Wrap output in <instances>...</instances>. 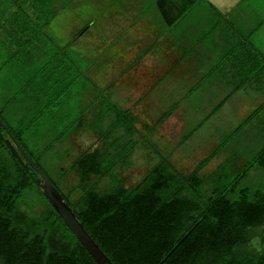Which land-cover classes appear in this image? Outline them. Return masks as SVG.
<instances>
[{"label":"trees","instance_id":"obj_1","mask_svg":"<svg viewBox=\"0 0 264 264\" xmlns=\"http://www.w3.org/2000/svg\"><path fill=\"white\" fill-rule=\"evenodd\" d=\"M55 1L20 0L12 12L13 26L8 27L4 37L6 58L16 59L21 72L17 94L32 93L29 96L32 101L24 109L26 123L35 121L38 126L27 129L25 125L31 132L52 127L46 125V120L53 121L58 111L52 101L62 97L68 102L74 79L66 76L72 70L81 72L61 52L58 57L62 60L61 75L44 61L34 67L32 74L23 76L24 68L28 71L47 55L52 39L46 28L55 13ZM196 4L195 0L188 8ZM215 28L213 25L211 29ZM222 45L223 55L213 66L231 69L232 79H201L188 89L189 94L203 83H206L204 87L215 86L216 82L231 83V92L252 83L264 86V56L246 35L237 33L233 37L226 33ZM225 98L214 104L204 119L216 112ZM175 104L168 107L158 122L171 114ZM99 111L112 116L104 128L102 123L95 124L101 147L81 153L72 167L81 182L91 177L107 180L103 187L91 184L71 200L69 193L47 172L40 151L32 148L33 142H27L23 130L4 121L0 108V121L4 124L0 127V264H96L44 196L33 165L59 191L111 264H264L263 252L239 250L247 243L250 229L264 226L262 123L257 125L255 136L244 137L241 127L250 121L249 115L229 132L222 142L228 143L236 136L233 153L209 176L200 170L211 154L187 174L177 172L168 161L160 159L138 183L126 187L118 169L130 163L137 135L135 117L114 103H109L108 110L102 106ZM62 116L66 117V112ZM56 120L55 123L60 122V118ZM70 128L52 132L54 135L43 150L53 148V142L62 141ZM10 135L30 161L19 159L6 145L5 140L11 141ZM238 155L244 157L241 164ZM37 199L44 209L30 215ZM23 204H27L25 209H21ZM260 240L264 243V229Z\"/></svg>","mask_w":264,"mask_h":264},{"label":"rangeland","instance_id":"obj_2","mask_svg":"<svg viewBox=\"0 0 264 264\" xmlns=\"http://www.w3.org/2000/svg\"><path fill=\"white\" fill-rule=\"evenodd\" d=\"M19 3L20 0H0L2 117L8 125L21 129V132L23 130L29 144L33 142L30 145L40 151L39 156L48 168L47 172L64 192L69 193L71 200L79 197L93 183L99 187L106 183V177H91L81 182L72 162L81 153L101 147L99 128L95 124L102 123L103 128L108 126L112 116L99 110L102 106L108 110L109 103L129 110L135 117L137 135L130 163L128 167L118 169L126 187L138 183L160 159L168 161L177 172L187 174L202 158L211 154L208 163L200 170L203 175L209 176L220 162L233 153L231 148L236 145V136L228 143L222 142L232 129L249 115L250 121L241 127L244 137L255 136L258 123H262L264 128L262 84H258L256 90L248 88L228 92L229 88L226 85L222 87L220 83L218 90L225 94L228 92L227 99L214 115L204 119L222 95L217 96L219 93L216 92H213L214 96L211 92L200 95L199 90L197 94L192 91L187 96V88L197 79L168 77L172 74H166V69L172 72L171 63L178 56L173 55L166 39L159 44L155 40L153 47L148 46L152 42L150 26L146 18L142 21L139 19L144 11L156 10L158 3L166 6L167 0H56L53 6L55 13L46 28L52 39L46 49L47 55L38 59L28 71L24 68L23 76L32 74L34 67L41 66L44 61L47 67H55V72L61 75L59 65L62 60L58 58L61 52H65L69 57L66 61L81 72L79 74L72 70L66 76L74 79L68 102L62 97H55L52 101L56 106L54 109L58 110L55 118H60L59 124L55 123V118L52 121L46 117V125L52 126V129H37L38 132L27 130L34 125L38 127L35 121L27 124L24 120V109L29 107L26 104L32 101L29 97L32 93L30 91L28 95L23 91L18 96L19 64L16 59L9 61L5 55L7 46L4 37L13 23L12 12ZM196 3L192 9L206 8L208 5L206 0H196ZM166 26L160 23L164 31L168 29ZM81 29L84 30L79 32ZM169 30L173 32V28ZM153 48L157 49L155 53L150 51ZM173 103L176 104L171 114L158 122ZM63 112H66V117L62 116ZM68 126L72 129L62 141L53 142V148L43 150L54 135L52 132ZM238 157L241 164L244 157ZM26 207L27 204H23L21 209ZM43 209V203L37 199L29 214L37 215ZM263 229L264 226L250 229L247 243L239 250L264 253V243L260 240Z\"/></svg>","mask_w":264,"mask_h":264},{"label":"crops","instance_id":"obj_3","mask_svg":"<svg viewBox=\"0 0 264 264\" xmlns=\"http://www.w3.org/2000/svg\"><path fill=\"white\" fill-rule=\"evenodd\" d=\"M194 1L167 0L166 6H161L158 3L159 7L156 10H146L139 17L140 20L146 18V23L150 26L152 42L148 46L153 47L155 40L156 44H159L166 39L173 55L178 56L171 63L170 70L172 72H167L166 69V74H172L168 77L174 79L195 77L197 81L192 85L206 78L212 80L232 79L233 71L231 69L226 67L218 69L213 66L219 62V58L223 55L222 39L226 37V33L233 37L237 36V33L246 35L253 46L264 56V0H206L212 7L207 5L206 8L189 9V5ZM182 3H186V8H183ZM137 13L139 14V12ZM161 22H163V26L167 25L168 29L173 28V32L165 28L166 32L160 28ZM213 25L216 26L215 30L211 29ZM236 40L234 39V41ZM155 50L157 49L153 48L150 51L155 53ZM219 85L218 82L215 86L207 84L203 87L204 89L200 87L193 92L197 94L200 90V95L210 92L213 95V92H216L219 93L217 96L222 95L218 100L220 101L229 94L232 84H221L222 87L226 85L229 88L226 94L218 90ZM191 86L187 88V91ZM248 88L256 90L258 85L247 84L241 89L247 90Z\"/></svg>","mask_w":264,"mask_h":264},{"label":"water","instance_id":"obj_4","mask_svg":"<svg viewBox=\"0 0 264 264\" xmlns=\"http://www.w3.org/2000/svg\"><path fill=\"white\" fill-rule=\"evenodd\" d=\"M4 124L0 121V127H3ZM11 137L10 140H5L6 145L10 148V150L19 158L27 159L25 152L22 148L15 142ZM30 161V160H28ZM31 165L32 162H30ZM34 169L39 175L41 181L36 180L39 187L43 191L44 196L48 200V202L52 205L76 239L80 242V244L85 248V250L89 253V255L93 258L96 264H111L109 258L100 250L98 245L94 242V240L90 237L87 231L84 229L82 223L77 219L75 213L71 209V207L66 203L63 199L59 191L52 185V183L42 174V172L34 166Z\"/></svg>","mask_w":264,"mask_h":264}]
</instances>
